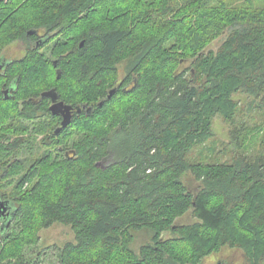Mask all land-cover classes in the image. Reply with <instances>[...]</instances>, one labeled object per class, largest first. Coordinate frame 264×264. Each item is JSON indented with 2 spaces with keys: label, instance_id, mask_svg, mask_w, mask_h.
Wrapping results in <instances>:
<instances>
[{
  "label": "trees",
  "instance_id": "obj_1",
  "mask_svg": "<svg viewBox=\"0 0 264 264\" xmlns=\"http://www.w3.org/2000/svg\"><path fill=\"white\" fill-rule=\"evenodd\" d=\"M210 1L0 2V51L14 38L27 44L0 68V183L11 185L0 190L10 206L0 236L19 227L2 258L60 223L74 241L59 264H200L225 246L264 264V152L188 158L216 114L241 147L234 95L264 94V7ZM224 32L219 50L205 51ZM52 38L55 64L39 52ZM50 87L80 108L56 135L60 117L41 96ZM40 132L53 149L32 155ZM186 213L196 221L178 223ZM138 232L148 239L135 249Z\"/></svg>",
  "mask_w": 264,
  "mask_h": 264
},
{
  "label": "rangeland",
  "instance_id": "obj_2",
  "mask_svg": "<svg viewBox=\"0 0 264 264\" xmlns=\"http://www.w3.org/2000/svg\"><path fill=\"white\" fill-rule=\"evenodd\" d=\"M219 1L228 7H264V0H211L207 4L208 8H215ZM225 36L226 32L214 38L208 44L205 51L213 50L214 52H217L222 45ZM26 46L27 44L24 40L14 38L5 43L0 52L3 51L7 58H19L24 55ZM52 46L53 39L48 45L41 48L39 52L44 53L47 59L53 60L55 57H53V53H50ZM119 75L120 77L122 76L121 69L119 70ZM50 77L53 78V69L51 70ZM234 99L238 104V110L234 115V124L241 128L239 129L241 132L240 139H242L241 147H235L231 142L229 137V122H227L221 114H216L211 123L212 136L203 144H199L191 149L188 157L191 162H223L229 161L234 155L240 152H243L248 156L264 152V94L255 98L248 96L243 92H237L234 95ZM36 121L47 122V118L39 116L36 118ZM28 133L29 132H25L22 135L25 137ZM44 136H46L44 132H40L33 136L34 144L33 149L31 150L32 155L42 153L47 149H53L48 147L51 145H49L47 140L45 142L48 144L45 145L43 139ZM50 140L52 139H49V141ZM50 142V144L53 143V141ZM25 153L30 152L25 151ZM10 188L11 185H2L0 183V190H10ZM176 221L182 224H189L196 221V218L191 213H186L177 218ZM18 230L19 227L17 222H10L6 237L2 238L0 236V264H59V250L65 243L74 241V233L70 226L53 223L49 227L42 228L37 233L35 242L21 244L18 256L10 255L2 258L1 252L3 249L9 250L8 248H16H14V246H17L16 242L12 240V238L15 237L13 232L15 231V233H18ZM9 234H11V236H9ZM171 235L172 234L168 231L162 233L163 238L171 237ZM144 236V232H138L136 238L132 242V247L138 249L140 244L148 239V235ZM8 238L11 242L8 244V247H5ZM245 260H247V258L244 257L243 250L240 247L225 246L217 252H212L206 255L201 260L200 264H246Z\"/></svg>",
  "mask_w": 264,
  "mask_h": 264
},
{
  "label": "water",
  "instance_id": "obj_3",
  "mask_svg": "<svg viewBox=\"0 0 264 264\" xmlns=\"http://www.w3.org/2000/svg\"><path fill=\"white\" fill-rule=\"evenodd\" d=\"M3 0H0V2ZM29 32H34V30H30ZM55 64V61L53 62ZM57 73L59 74V71H57ZM57 74V76H58ZM116 90V88H111L109 90L108 93V97H111V95L114 93V91ZM6 92V91H5ZM41 96L43 97H49L51 100V105L49 106V110L53 115H60L61 116V121L60 124L55 127L54 129V134H58L62 128L66 127L72 118V113L74 110L76 111H80L79 107H73L70 104L65 103L64 101L59 99L58 93L56 92V90L54 88H50L48 90H45L41 93ZM102 102H100L99 104H101ZM89 107L87 108V111H89ZM10 215V206L8 205V201L7 200H2L0 199V217L2 216H9ZM9 224V220H7L6 222H4L2 224L3 226H7Z\"/></svg>",
  "mask_w": 264,
  "mask_h": 264
},
{
  "label": "flooded vegetation",
  "instance_id": "obj_4",
  "mask_svg": "<svg viewBox=\"0 0 264 264\" xmlns=\"http://www.w3.org/2000/svg\"><path fill=\"white\" fill-rule=\"evenodd\" d=\"M39 34H42L43 35V32L42 33H40L39 32ZM52 35H53V33H52ZM41 38H43L44 39V37L43 36H41ZM53 39V38H52ZM14 59H16V58H7L6 56H5V54H4V52L2 51V52H0V68H1V66H3L6 62H10V61H13ZM52 61V63H53V60H51ZM4 87V86H3ZM50 88H53V87H50ZM50 88H48V89H50ZM47 89V90H48ZM3 91H4V94H7V91H8V89L7 88H4V89H2ZM6 91V92H5ZM45 91V90H44ZM43 92V91H42ZM41 92V93H42ZM43 97V96H42ZM45 98H47L48 99V109H49V106L51 105V100H50V98L49 97H45ZM49 112H50V110H49ZM50 114L51 115H53L51 112H50ZM58 117H60V120H59V124H60V121H61V116L60 115H58ZM47 140H49V139H47ZM0 199H2V198H0ZM3 200V199H2ZM5 217H7V216H2V218H3V220H4V218Z\"/></svg>",
  "mask_w": 264,
  "mask_h": 264
}]
</instances>
